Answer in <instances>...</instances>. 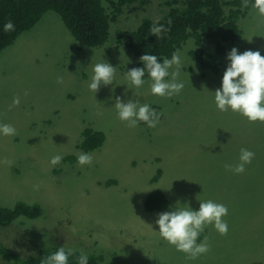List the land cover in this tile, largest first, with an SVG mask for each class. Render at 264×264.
I'll use <instances>...</instances> for the list:
<instances>
[{
    "label": "rangeland",
    "instance_id": "rangeland-1",
    "mask_svg": "<svg viewBox=\"0 0 264 264\" xmlns=\"http://www.w3.org/2000/svg\"><path fill=\"white\" fill-rule=\"evenodd\" d=\"M169 1L125 5L107 41L93 48L81 47L59 15L46 12L0 51V123L17 130L14 137L0 135V207L11 210L22 203L39 212L0 226V244L10 251L0 255V264L62 246L98 257L100 264H264V124L222 113L214 99L232 48L264 56V17L253 8L254 1L243 7L239 0L240 36L225 44L217 73L202 69L192 55L201 49L211 53L214 44L204 40L197 46L188 39L175 51L184 88L177 96L161 98L151 94L146 71L139 89L126 79L127 71L145 65L118 42L116 32L132 31L144 18L155 23ZM101 2L109 12L110 1ZM105 61L117 67L115 80L95 94L88 87L93 67ZM17 96L19 106L9 110ZM116 97L154 110L158 106L157 127L143 122L127 127L118 119ZM87 132H100L103 141L88 152L92 165L79 167L77 157L86 153L79 145ZM241 148L255 153L252 163L243 174L226 171L225 164L240 162ZM55 155L63 159L53 167ZM157 171L161 174L154 180ZM155 190L168 201L163 211L144 207ZM207 200L227 206L229 231L221 236L206 227L197 243L207 236L211 251L187 260L161 238L155 222L178 203L198 211L200 201Z\"/></svg>",
    "mask_w": 264,
    "mask_h": 264
},
{
    "label": "trees",
    "instance_id": "trees-1",
    "mask_svg": "<svg viewBox=\"0 0 264 264\" xmlns=\"http://www.w3.org/2000/svg\"><path fill=\"white\" fill-rule=\"evenodd\" d=\"M110 1L108 12L101 0H0V51L11 46L24 32L33 28L46 12H54L61 18L64 26L81 47L93 48L105 43L109 37V27L122 14L125 5L142 0ZM254 1V0H251ZM178 0L167 2L169 9L155 23L163 25L165 31L160 37L150 35L149 29L154 24L144 18L132 31H117L119 43L133 55L139 65H143L140 57L144 54L156 55L162 63L170 59L172 54L188 39L195 45H202L204 40L214 44L211 53L204 50L192 52L193 58L202 69L217 73L220 69L219 58L225 53V44L234 43L240 36L238 19L243 15L239 0ZM11 20L15 31L5 33L4 24ZM169 21L171 23L169 24ZM159 107L156 106L155 110ZM85 134V133H84ZM100 132H87V138L80 143L79 149L90 152L99 148L103 141ZM75 160V159H74ZM73 160V161H74ZM161 172L157 171L154 180ZM168 205L164 194L158 190L147 196L146 210L163 211ZM39 214L37 207L18 203L11 210L0 207V226L9 225L18 216L35 217ZM60 247L39 250L35 256L16 257L14 261L7 258V264H42V260L53 254ZM10 254L9 249L0 244V255ZM14 255V254H13ZM70 257L69 264H77V256ZM15 256V255H14ZM88 264H100V258L88 256Z\"/></svg>",
    "mask_w": 264,
    "mask_h": 264
},
{
    "label": "clouds",
    "instance_id": "clouds-1",
    "mask_svg": "<svg viewBox=\"0 0 264 264\" xmlns=\"http://www.w3.org/2000/svg\"><path fill=\"white\" fill-rule=\"evenodd\" d=\"M242 6H248V0H242ZM259 16L264 17V0H254L252 5ZM171 21H169V24ZM3 30L5 33L15 31V25L11 20L7 21ZM167 29L159 23H154L150 29V35L160 37ZM228 66L223 74L222 87L214 92L217 109L222 113L231 111L246 118L249 123L264 124V56L260 51L247 50L238 53L234 47L227 55ZM145 68H132L127 71L126 79L137 89L145 84V71L151 81V94L161 98H172L181 93L183 82L179 81L182 61L179 52H174L170 59L165 58L161 63L156 55L144 54L140 57ZM117 67L105 62L96 63L93 67V75L88 85L89 90L97 93L101 86L112 85L115 80ZM170 77V79H169ZM62 83V78H58ZM27 95V93H25ZM20 98L13 99L9 110L18 107ZM115 109L118 119L129 128H136L140 122L148 128H156L160 122L161 113H158L149 104H140L138 101L128 100L124 103L120 97H116ZM0 135L14 137L17 130L10 124L0 123ZM255 158V153L241 148L239 163L235 165L225 164V170L234 174H243L246 166ZM63 157L55 155L50 160V165H60ZM79 167L91 166L93 155L80 153L77 157ZM4 163L11 165V161ZM38 190L39 185L34 186ZM228 215V208L222 203L212 200L200 201L199 210L191 209L187 204H177L171 211L158 214L156 225L159 235L178 252L185 254L187 260H196L207 255L211 251L208 237L204 236L203 242L197 243L199 237L208 226H213L221 236H227L228 223L224 219ZM74 248H58L53 254L45 257L42 264H69L70 257L76 256ZM77 264H88V256L83 251L77 256Z\"/></svg>",
    "mask_w": 264,
    "mask_h": 264
},
{
    "label": "crops",
    "instance_id": "crops-1",
    "mask_svg": "<svg viewBox=\"0 0 264 264\" xmlns=\"http://www.w3.org/2000/svg\"><path fill=\"white\" fill-rule=\"evenodd\" d=\"M231 113V111H229Z\"/></svg>",
    "mask_w": 264,
    "mask_h": 264
}]
</instances>
